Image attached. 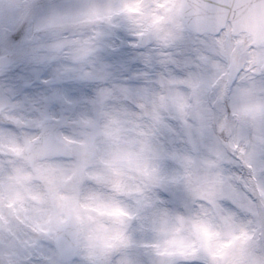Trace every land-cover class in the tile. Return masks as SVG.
Segmentation results:
<instances>
[{
	"label": "clouds",
	"instance_id": "clouds-1",
	"mask_svg": "<svg viewBox=\"0 0 264 264\" xmlns=\"http://www.w3.org/2000/svg\"><path fill=\"white\" fill-rule=\"evenodd\" d=\"M0 264H264V0H0Z\"/></svg>",
	"mask_w": 264,
	"mask_h": 264
}]
</instances>
